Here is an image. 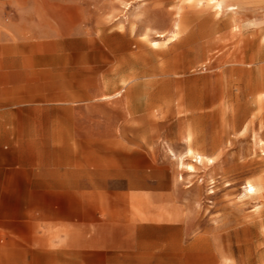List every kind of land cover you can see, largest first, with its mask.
<instances>
[{
	"label": "rangeland",
	"instance_id": "obj_1",
	"mask_svg": "<svg viewBox=\"0 0 264 264\" xmlns=\"http://www.w3.org/2000/svg\"><path fill=\"white\" fill-rule=\"evenodd\" d=\"M88 18L90 29L58 38L56 55L26 71L23 116L39 122L24 127L39 135L26 145L39 144L48 165L55 140L81 135L110 165L121 135L135 150L120 160L173 188L185 241L201 246L206 264H264V0H120ZM92 35L121 57H81L97 48L83 43ZM125 118L135 120L120 125ZM48 198L31 191L26 206Z\"/></svg>",
	"mask_w": 264,
	"mask_h": 264
},
{
	"label": "crops",
	"instance_id": "obj_2",
	"mask_svg": "<svg viewBox=\"0 0 264 264\" xmlns=\"http://www.w3.org/2000/svg\"><path fill=\"white\" fill-rule=\"evenodd\" d=\"M119 7L120 0H0V264H206L201 246L194 250V241H185L188 219L175 208L173 188L148 183V172L138 175L134 160H120L121 151L134 152L131 140L118 135L110 142L118 152L110 165L81 135L55 140L48 165L41 164L39 144L26 145L39 138L24 129L39 125L23 116L32 85L26 71L33 76L42 56L56 55L58 38L90 29V14ZM82 40L97 48L81 57H121L102 36ZM127 52L138 57L137 50ZM139 55L147 57L142 49ZM137 106L148 116L147 99ZM31 191L48 201L26 206Z\"/></svg>",
	"mask_w": 264,
	"mask_h": 264
},
{
	"label": "bare ground",
	"instance_id": "obj_3",
	"mask_svg": "<svg viewBox=\"0 0 264 264\" xmlns=\"http://www.w3.org/2000/svg\"><path fill=\"white\" fill-rule=\"evenodd\" d=\"M157 36H163L162 33H158ZM188 142V141H187ZM190 144V143H189ZM195 150V149H194ZM197 157L201 158L202 156L200 154H198V152H196ZM191 167V166H190ZM249 187L252 189V185L250 184ZM255 190V189H254Z\"/></svg>",
	"mask_w": 264,
	"mask_h": 264
}]
</instances>
